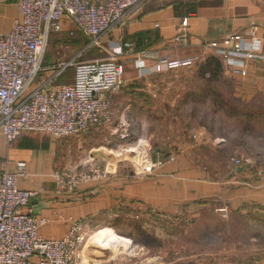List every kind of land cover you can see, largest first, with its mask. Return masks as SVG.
Listing matches in <instances>:
<instances>
[{"label": "rangeland", "instance_id": "obj_1", "mask_svg": "<svg viewBox=\"0 0 264 264\" xmlns=\"http://www.w3.org/2000/svg\"><path fill=\"white\" fill-rule=\"evenodd\" d=\"M85 42L78 35L58 33L47 47V58L106 57L103 47L83 52ZM211 57L218 58L206 60ZM128 62L135 71L128 74L134 76L124 75L108 126L55 140L49 136L56 144V169L90 176L125 170L145 177L152 172L149 165L173 157L199 167L209 179L231 181L238 173L242 177L237 180L250 188L264 185V118L257 114L264 113V89L250 86L226 66L217 75H201L202 59L161 72L152 61L154 69L146 75L135 70L133 59ZM69 72L56 83L71 82L73 69ZM125 132L128 136L122 138ZM241 158L248 163L234 171L232 161ZM140 212L119 210L90 228L108 226L127 239L124 247L111 249L114 264H264V210L259 215L246 208L242 213L220 200L177 216Z\"/></svg>", "mask_w": 264, "mask_h": 264}, {"label": "built area", "instance_id": "obj_2", "mask_svg": "<svg viewBox=\"0 0 264 264\" xmlns=\"http://www.w3.org/2000/svg\"><path fill=\"white\" fill-rule=\"evenodd\" d=\"M144 1L19 0L11 30L0 35V132L7 141L28 132L43 133L55 140L91 133L110 124L113 98L122 86V63L113 53L85 61L75 55L45 66L49 39L61 31L62 19L68 17L75 31L89 39V46L102 48L104 38L121 29ZM187 21V17L181 19L183 29ZM260 27L259 22L250 20L243 30L211 40L205 46L228 70L245 76L249 63L264 56ZM75 31L71 30L69 36ZM122 47L136 67H146L144 50H135L132 41H124ZM200 60L197 56L162 59L155 62L154 68L161 72ZM70 69L71 82L56 83ZM47 71L48 75L41 79ZM127 136L125 132L122 138ZM173 161V157L156 160L155 167V162L147 167L152 170L149 174ZM247 163L244 158L233 160L232 169L240 171ZM25 166L24 161H19L16 171L0 170V264H110L90 262L84 255L91 229L82 219H70L61 237L41 236L39 228L47 220L24 211L37 192L18 186ZM52 176L59 193H71L77 185L101 179L107 173L90 176L71 168H55Z\"/></svg>", "mask_w": 264, "mask_h": 264}, {"label": "crops", "instance_id": "obj_3", "mask_svg": "<svg viewBox=\"0 0 264 264\" xmlns=\"http://www.w3.org/2000/svg\"><path fill=\"white\" fill-rule=\"evenodd\" d=\"M18 2L0 0V35L11 30L18 15ZM183 17L188 18L184 29L181 25ZM250 20L261 24L259 35L264 55V0H145L121 29L104 38L102 47L104 56L114 53L122 63L123 78L124 75L133 77L128 74V71L135 72L128 62L132 57L122 47L124 41H132L135 50L146 52V67H134L139 74L146 75L154 69L152 61L197 56L204 63L212 55L205 46L209 41L243 30ZM71 30H76L75 25L68 17H63L59 34L69 36ZM56 34L50 36L48 45ZM76 35L86 41L83 52L96 47L89 46V39L77 31ZM56 61L48 60L46 53L45 66ZM47 75L48 71L41 79ZM236 77L250 86L264 89V56L249 63L245 76ZM19 161H24L26 166L24 174L18 177V186L37 192L24 211L47 220L39 228L44 238L63 236L70 219H82L92 228L101 217L111 218L126 208H136L141 211L140 215L177 216L182 215L186 205L193 201L221 200L226 201L230 209L242 213L246 208L256 212L264 210V207L258 208L264 206V185L250 188L251 184L239 181L242 176L238 173L231 177L233 181L209 179L205 171L182 161L167 163L145 177L131 176L125 170L121 173L113 171L101 179L77 185L71 193H59L52 176L58 164L54 141L38 132L23 133L7 141L0 132V170L16 171ZM91 234L87 242L88 251L102 257L97 262L114 264L111 249L120 244L124 247L127 239L108 226ZM191 264L208 263L196 260Z\"/></svg>", "mask_w": 264, "mask_h": 264}, {"label": "trees", "instance_id": "obj_4", "mask_svg": "<svg viewBox=\"0 0 264 264\" xmlns=\"http://www.w3.org/2000/svg\"><path fill=\"white\" fill-rule=\"evenodd\" d=\"M81 34V33H80ZM82 35V34H81ZM223 69V65L221 63V61L218 59V58H214V57H211L209 59H207L201 66H200V74L201 75H204L206 73V71H210L212 73V75H217L219 72H221V70ZM70 71V70H68ZM67 71V72H68ZM66 72V73H67ZM65 73V74H66ZM70 73V72H69ZM69 73L63 77H67L69 75ZM218 106H223V103H220ZM257 114H260V115H263L262 118H264V113H257ZM256 114V115H257ZM206 201H193L191 203H189L188 205H186V208L184 209L185 212L190 209V208H193L195 207L196 205L200 204V203H205ZM263 206V205H261ZM260 208V207H258ZM236 211V210H235ZM257 213L262 214L260 212L257 211Z\"/></svg>", "mask_w": 264, "mask_h": 264}, {"label": "bare ground", "instance_id": "obj_5", "mask_svg": "<svg viewBox=\"0 0 264 264\" xmlns=\"http://www.w3.org/2000/svg\"><path fill=\"white\" fill-rule=\"evenodd\" d=\"M91 235L92 234H90V236L88 237V239L91 237ZM88 239H87V241L85 242V244H84V248H83V253H84V255L87 257V259L90 261V262H95V261H98L99 259H101V258H98V257H96L95 255H92L93 257L91 258L90 256H89V252H88V248H87V242H88Z\"/></svg>", "mask_w": 264, "mask_h": 264}]
</instances>
